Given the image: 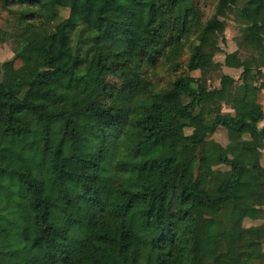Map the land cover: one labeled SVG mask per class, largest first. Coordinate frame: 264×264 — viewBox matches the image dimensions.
Returning <instances> with one entry per match:
<instances>
[{"label":"trees","instance_id":"1","mask_svg":"<svg viewBox=\"0 0 264 264\" xmlns=\"http://www.w3.org/2000/svg\"><path fill=\"white\" fill-rule=\"evenodd\" d=\"M236 4L204 21L196 0H0V46L14 44L0 61L4 264L264 263V223L243 226L264 220V0ZM234 12L250 56L216 62ZM186 51L165 89L143 77L162 58L179 71ZM223 67L238 80L210 88ZM214 98L232 112L205 118Z\"/></svg>","mask_w":264,"mask_h":264},{"label":"rangeland","instance_id":"2","mask_svg":"<svg viewBox=\"0 0 264 264\" xmlns=\"http://www.w3.org/2000/svg\"><path fill=\"white\" fill-rule=\"evenodd\" d=\"M217 2L218 0H196L197 7L203 13L204 21H206L213 15ZM245 2L246 0H237V4L235 7L236 10L243 7ZM58 13L61 17H67L69 14V10L59 9ZM48 16L49 13L44 14V18L48 19ZM224 20L226 24L224 35L220 37L219 42L217 44L209 45L208 51L210 53H213L215 55L214 60L220 63H223L225 54L234 51H238L239 56L242 59L247 58L248 56H250V51L244 41L243 31H242L243 24L239 22L235 12L228 14L224 18ZM25 42L29 44H35L36 40L34 38H27ZM13 48H14V44H12L11 42L4 44L0 48V60L5 61L13 57L14 56ZM188 58H189V53L188 51H186V53L183 55V57L180 60L181 69L179 71H173L171 69V66H169L168 61L165 60L164 58L157 61L154 66L145 65L143 67V70H145L146 74L143 77L146 78L148 82H150L156 90L165 89L170 85L171 81H173L180 73H184L186 71L185 64ZM221 73L229 74L230 76L238 80L241 74V70L223 67L221 69V72L220 71L210 72L208 74L209 75L208 85L210 88L219 87L218 77ZM189 74L194 77L201 76L199 71L189 72ZM108 80L112 85L119 84V80L115 76H109ZM259 102L262 104V106H264V91L261 92L259 95ZM219 112H232V111L229 106L220 103L217 99L215 100V98L212 100L210 99V101L204 102L202 105V113L205 118L214 117ZM180 133L190 134L191 130L185 129L180 131ZM212 137L223 145L227 144L228 142L227 133L223 128L219 129ZM191 209L195 218V226H194L195 239L199 245H202L199 230L202 222L206 218V214L204 209L201 206H199L196 202L192 204ZM263 223L264 220H255V221L246 220L243 222V226L244 227L259 226ZM255 244L258 250H264V240L257 241ZM2 258L3 256H0V264H4L3 261L4 258L3 259Z\"/></svg>","mask_w":264,"mask_h":264},{"label":"crops","instance_id":"3","mask_svg":"<svg viewBox=\"0 0 264 264\" xmlns=\"http://www.w3.org/2000/svg\"><path fill=\"white\" fill-rule=\"evenodd\" d=\"M3 45H1L0 46V48L2 47ZM12 58V57H11ZM11 58H9V59H11ZM9 59H7V60H9ZM7 60H5V61H7ZM1 62H3L4 60H0ZM263 70V69H262ZM263 72H264V70H263ZM229 75V74H228ZM264 91V90H263ZM262 91V92H263ZM262 105V104H261ZM231 109V108H230ZM263 109H264V106H263ZM232 111V110H231ZM264 126V120L262 121V122H260L259 123V127H263ZM261 157L264 159V148H263V150L261 151Z\"/></svg>","mask_w":264,"mask_h":264}]
</instances>
